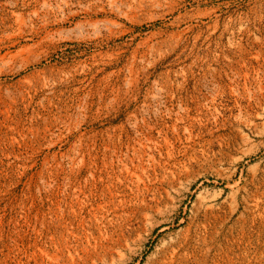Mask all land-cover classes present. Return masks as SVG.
Returning a JSON list of instances; mask_svg holds the SVG:
<instances>
[{
  "label": "rangeland",
  "instance_id": "rangeland-1",
  "mask_svg": "<svg viewBox=\"0 0 264 264\" xmlns=\"http://www.w3.org/2000/svg\"><path fill=\"white\" fill-rule=\"evenodd\" d=\"M0 264H264V0H0Z\"/></svg>",
  "mask_w": 264,
  "mask_h": 264
}]
</instances>
